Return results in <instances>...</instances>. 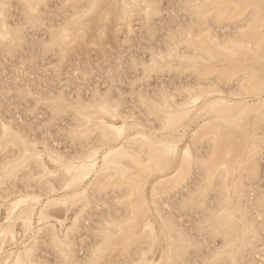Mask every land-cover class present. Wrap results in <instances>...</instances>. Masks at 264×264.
Here are the masks:
<instances>
[{
    "label": "bare ground",
    "instance_id": "obj_1",
    "mask_svg": "<svg viewBox=\"0 0 264 264\" xmlns=\"http://www.w3.org/2000/svg\"><path fill=\"white\" fill-rule=\"evenodd\" d=\"M22 2L23 0H7L8 14L5 20L0 22V32L5 28L14 29L21 23ZM81 2L84 0H73V3ZM102 2L110 6L108 9L110 18L106 24H94L91 31L86 34L85 40L66 55L54 51L37 56L41 60L39 62L43 64L49 57L50 61L43 69L46 74L59 81V84L56 82L54 86L61 85L58 92L64 103L53 104L52 89L44 95L45 93L36 92L34 85L28 82L23 87L21 85L18 88L13 87L16 88L14 90L9 86L6 88L15 98L31 89L33 95L23 98V103L33 104L32 114L37 110L38 112L40 109L44 110L49 118V120L46 118L47 129L58 128L56 126L58 121L67 119L63 124L65 127L58 128V131L75 150L63 154L61 153L63 150L60 152L59 148V151L55 150V147L49 148L44 142L45 139L40 142L41 138L37 141L32 135L30 137V134L27 135L17 127L13 122L15 120L6 118L5 114L2 115V111L0 112V124L7 126L10 133L5 137L0 129V165L3 164L5 157L11 160L25 150L19 140H24L28 144L26 159L29 161L26 171L20 178L10 185H0V212L5 208V214L3 211L0 213L5 215L3 220L0 217V232L3 233L0 237V264H15L17 259L21 262L35 259L40 264H56L57 249L63 252V245H70L71 258L84 264L90 256L89 246L95 245L97 235L102 233L107 225H111L113 229H125L122 235L114 239L116 250L103 257L109 262L120 258L125 260V264L129 261L134 264L140 259L147 260L149 264H168L171 260L183 261L185 258L194 261L200 255L207 257L214 249L223 247L226 236L227 243L235 246L239 254L238 259H244L243 253L247 251V258L254 264L259 247L264 246L259 242L264 220L260 218L258 211L248 216L247 209L259 202L261 192L264 191V111L261 109L258 91L250 95L242 90L246 86L242 77L249 72L258 75L261 67L258 54H248L235 49L234 38L239 30L234 25L240 13L229 14L227 18L222 15L215 20L198 17L197 26L207 24L203 38L199 41L180 40L173 32L171 47L175 54L171 57L167 55L168 33L165 32L164 35L162 33L163 37H159L162 41L158 40L161 43L159 47L147 48L146 56L144 53L141 59L133 57L129 60L128 64L135 74V77L130 79L127 73L130 79L131 90L128 92L130 99L126 91L122 92L119 91V87L116 88L118 85L114 84L117 81L111 80L112 77L107 80L108 82L101 83L103 80H100V83L96 82V85L89 88L84 85L81 88V85L73 93H68L71 85L63 86L61 79L66 66H69L68 63L77 55L80 48L83 50H86L83 47L89 46L102 48L104 38L108 37H105L108 33L106 30L110 25L114 24L117 27H114L117 37L123 35V41L122 39L120 41L119 37L116 41L120 43V48L137 37H133L135 28H140V32L142 29L144 31L142 34L145 33L149 38H155L158 36L156 34L160 33V31L157 33L155 25L158 16L149 19V10L136 6L155 4L159 6V11L163 15L162 0H102ZM189 2L230 5L258 4L259 0H189ZM123 4L133 7L127 10L116 7ZM14 6H17L18 18L13 12ZM220 11L229 12L227 8ZM215 26H228V32L218 33ZM197 30L191 29L193 32ZM93 31H97L96 37L91 35ZM251 35L257 37L255 42L258 43V31ZM33 47L36 51L35 40ZM105 48L102 50L105 51ZM28 51L27 47L18 52L9 50L5 56L4 47L0 45V74L9 71L6 70V63L17 59V53L28 54ZM162 55L163 59L160 58ZM162 73L190 75L196 80L191 85L184 83L187 86H175L171 90L161 85L152 89L153 91L150 88L151 92L147 90L144 92L143 86L148 85L145 83H151L152 77L156 78L155 75ZM103 84H107V87L103 88ZM223 85L229 90L224 89ZM41 96L47 98V102H40ZM161 99L165 101L166 107L160 103ZM170 117L179 119L181 123L178 127L165 129L164 124ZM119 128L125 129L124 144L118 140L112 141L106 135ZM217 129H226V135L217 139ZM73 133L76 134L75 142ZM186 136L189 138L184 143ZM177 137L180 139L177 153L169 159L159 161L153 167H143L123 158L122 154L147 161L154 149L151 143L143 142L145 138L159 143ZM36 138L38 139L37 136ZM102 143H117L121 152L109 148L113 155L109 157L107 163L103 154L97 155L95 161H89V146L92 151L100 152ZM39 145H42V148ZM185 151L187 156L184 154ZM70 161H74V165H70ZM69 166L73 167L72 179L75 181L71 189L67 186ZM194 172L196 176L192 179ZM19 183L23 184L22 190H17L20 187L17 185H21ZM135 187H139V193L133 195ZM76 189L78 191H75ZM59 192L62 193L59 200H53L55 198L53 196L52 200L48 198L46 202H44L46 199L42 201L43 196L49 197ZM173 196L174 200L171 203L164 202ZM99 199H102L103 205L109 206L107 207L109 210L103 211L102 207V212L99 210L95 219L87 225L84 223L87 215L94 206L93 203ZM104 199L106 203H103ZM225 200L229 201V212L235 215L237 220L247 217L248 220L255 221L257 229L255 241H250L246 237L247 227L244 223H239L236 228L226 229L217 218L219 206ZM108 201L110 204H107ZM166 207L169 208L168 212L165 211ZM133 211L136 213V223L133 225L135 231L129 233L126 221L132 218ZM59 212L64 214H56ZM177 214L181 217L178 218ZM186 215L190 216L189 220L185 219L188 222L182 219V216ZM35 223L39 225L37 226L39 228L36 227L37 231H34ZM146 224H150L156 231L157 239L151 247L145 246L148 243L144 231ZM82 230H86L91 240L83 244L82 249H79L82 254L79 255L76 237L83 232ZM251 243H255L256 247L251 248ZM193 244L200 248L199 253H191ZM42 247L49 248L53 261L48 262L43 254H39Z\"/></svg>",
    "mask_w": 264,
    "mask_h": 264
},
{
    "label": "snow or ice",
    "instance_id": "obj_2",
    "mask_svg": "<svg viewBox=\"0 0 264 264\" xmlns=\"http://www.w3.org/2000/svg\"><path fill=\"white\" fill-rule=\"evenodd\" d=\"M109 7L110 6L105 5L102 0H84V2L81 3H73V0H23L21 4V8L23 9L21 23L14 29L9 30L5 28L0 32V45L4 47L5 56H7L9 50L13 52L21 51L24 47L32 43L33 40L31 38H34L38 56H43L45 53L54 51H60L66 55L79 43L85 40L86 34L91 31L94 24L103 25L107 23L110 18V13L108 11ZM116 7H122L127 10L133 6L123 4L116 5ZM136 7L147 8L150 13L148 16L149 19L161 15L159 6L155 4L138 5ZM8 8L9 5L7 0H0V22L5 20L8 14ZM224 8H227L229 12L222 13L220 9ZM237 12H239L240 15L234 25L239 30L234 38L236 40L235 49L236 51H242L248 54H258L261 67L258 75L255 72H249L242 77L246 85L242 90L247 91L250 95L258 91L261 109L264 111V0H259L258 4L230 5L199 4L189 2V0H175V3L169 7V16H179L184 18V20H177L172 28L165 29L168 33L167 44L169 45L167 48V55L171 57L175 54V50L171 47L173 32L180 40L199 41L203 38V32L207 24L197 26L196 21L198 17L215 20L219 16L223 15L227 18V15L236 14ZM184 21H187V23ZM193 28H197L198 30L193 32L191 31ZM255 31H258V43L255 42L257 37L251 35V33ZM160 58L163 59V55ZM153 63H155V61H153ZM125 67H127V65H125ZM32 70H35V66H33ZM113 79H115V77H113ZM58 88L59 86L52 89L54 97L52 100L53 104L65 102L63 97L59 95ZM6 95L11 98L7 90ZM32 95L31 89H28L22 96L17 95L16 100L18 102H23V98L31 97ZM40 102H47V98L41 96ZM142 102L141 100V103ZM160 103L166 107V103L163 99L160 100ZM180 123L181 121L179 119L170 117L169 120L165 122L164 128L178 127ZM0 129H2L5 137L9 136L10 133L7 126L0 124ZM124 132V128H119L114 129L111 134L106 133V135L110 140H118L119 143L124 144L126 143V141L123 140ZM226 133V129H217V139L222 138ZM82 135L83 134H81V137ZM72 137L75 142L76 134L73 133ZM19 142L23 145L25 150L20 156L14 157L11 160L7 157L4 158L3 164L0 165V185H10L14 180L20 178L28 167L29 161L26 159L28 156V144L24 140H19ZM143 142L151 143L154 149L147 161L135 156L122 154L123 158L131 160L133 163L143 167H153L157 165L159 161L173 157L180 147V139L178 137L168 138L159 143L156 140L148 141L147 138H145ZM109 148L115 149L118 153L121 152V148L117 146V143H102L100 145V152L92 151L91 146H89L88 160L95 161L97 155L103 154L104 161L107 163L109 157L113 155L112 151H109ZM184 154L187 156L186 151ZM36 159H38V157ZM74 163V161L69 162L70 165H74ZM72 170V166L67 168V186L70 189L75 183L72 179ZM75 191H78V189ZM137 193H139V187L133 188V195ZM66 194L71 195V193ZM219 207L220 210L217 218L224 224L226 229H233L236 228L239 223H244L247 227L245 233L246 237L250 241H255L257 239V229L254 220L250 221L247 217H241L237 220V217L229 212L228 200L221 203ZM257 211L260 213V218L264 220V191L261 192L259 202L255 206L247 209L248 216L255 214ZM135 217L136 213L133 211L132 218L126 221L127 231L129 233L135 231L133 227L136 223ZM124 231V228L113 229L111 225H107L105 230L97 235L95 245L89 246L90 256L84 264H125L123 258L111 262L103 258L116 250L117 245L114 243V239L116 236L122 235ZM144 231L148 237V243L145 246L151 247L157 239L156 231L150 224L145 225ZM2 236L3 233L0 232V237ZM259 242L264 244V232L259 233ZM62 247L64 249L63 252L57 249L58 259L56 264H80V262L71 258L70 245H63ZM250 247L255 248L256 244L251 243ZM199 252L200 248L193 244L191 246V253L197 254ZM238 255L235 246L229 245L227 243V237L225 236L224 246L214 249L207 257L200 255L194 261L187 258L183 261L171 260L168 264H252L247 258V251L243 253L244 259H238ZM185 257H187V253H185ZM15 264H40V262L35 259L21 262L17 259ZM128 264H133V262L129 261ZM134 264H149V262L140 259L135 261Z\"/></svg>",
    "mask_w": 264,
    "mask_h": 264
},
{
    "label": "rangeland",
    "instance_id": "obj_3",
    "mask_svg": "<svg viewBox=\"0 0 264 264\" xmlns=\"http://www.w3.org/2000/svg\"><path fill=\"white\" fill-rule=\"evenodd\" d=\"M173 1L174 0H162V2H163V9H164V14L163 15H161L160 17L158 16V17H156V22H155V25H157V27H156V29L158 30V32L157 33H159V31H160V33L159 34H156V36L157 37H155V38H149L148 37V35H146L145 33V35L144 34H142L144 31L141 29V32H140V28H135L134 29V35H133V37L134 36H137L135 39L133 38V41H131L130 43H126V44H124V46L122 45L121 47L122 48H120L119 46V44L120 43H118V42H116L117 40H119L118 39V37L116 36V31L114 30V27H115V25L113 24V25H110L108 28H107V30H106V32H108V33H106L105 34V37H107V38H104V44L102 45V48H100V47H98L99 49H100V51H99V49H97V47L95 46H89V47H83V48H86V50L84 51L82 48H80L79 50H77V55L76 56H74V57H76V58H74V57H72L73 59H72V61L70 62V63H68V65L69 66H66V70L65 71H63V73H64V75H62V78L61 79H63V86L64 85H69L70 87V89L68 90L69 92L68 93H73L77 88H79V87H81V85H82V87L81 88H83V85H84V87H86V88H89L90 86H93V85H96V82H99L100 83V80H103V81H101V83H104V82H108L110 79H111V77H112V79L111 80H114L113 79V77H115V81H117L114 85H118V86H116V88L117 87H119V88H117V89H119V91H122L123 92V90H124V92L126 91L127 93L129 92V90H131V88H130V79L131 78H134L135 77V74H134V72H132L133 71V69H131V67H130V64H128L129 63V60H132L133 59V57L134 58H142L143 57V55H144V53H145V56H146V54H147V51H145L147 48H151V47H159L160 45L159 44H161L159 41H162V35H164V33L166 32L165 30H164V28L166 29V28H168V27H170L171 25L170 24H172V25H174L175 24V21H177V19L179 18V20H181V18L182 17H179V16H175V18L174 17H170L169 16V13H168V11H169V7L171 6V5H173ZM172 3V4H171ZM165 5V6H164ZM18 9H17V6H14V10H13V12H14V14L16 13V16H17V18L19 17V15H18V11H17ZM164 17V18H163ZM165 17H167V18H165ZM171 19V20H170ZM184 19V18H183ZM182 19V20H183ZM162 20V21H161ZM174 20V21H173ZM216 27H217V29H216ZM219 27H221V26H215V29L218 31V33H221V32H223V33H225V32H228V26H222L221 28H219ZM115 28H117V27H115ZM170 28H172V26L170 27ZM139 29V31H137ZM222 31H221V30ZM164 30V31H163ZM220 30V31H219ZM137 31V32H136ZM143 31V32H142ZM94 32V33H93ZM92 33H91V35L93 36V37H96L97 36V31L95 32V31H93ZM136 33V34H135ZM141 33V34H140ZM163 33V34H162ZM137 34H139V35H137ZM162 34V35H161ZM222 34V33H221ZM96 35V36H95ZM115 35V36H114ZM92 36H90V37H92ZM139 36H141V37H139ZM147 36V37H146ZM115 37V38H114ZM159 37H161L160 39H159ZM114 38V39H113ZM120 38V41H121V39H122V41H123V35H121V37H119ZM142 38H143V40H142ZM32 40H33V42H34V38H31ZM106 39V40H105ZM151 39H152V41H151ZM153 39H155V40H153ZM157 39V40H156ZM159 40V41H158ZM146 41V42H145ZM33 42L32 43H30L28 46H27V49L29 50L28 51V54L27 53H17V54H19L18 56H17V54H16V58L17 59H14V61H12V62H7L6 63V70L8 71V72H6V73H2V75L0 74V86H2V87H0V112L2 113V115H3V113L5 114V116H6V118L8 117L9 119H11L12 121L13 120H15V121H13L14 123H16V125H17V127L20 129H22V131L24 132L25 131V133H27V135H29L30 137H34L37 141H40V139L39 138H41V141L40 142H42V139H45L46 141H44V142H46L47 143V145L49 146V148H51L52 147V149H54V147H55V150L57 149L58 151H59V149H60V152H61V150H63L61 153H63L64 154V152L65 153H70V151L69 150H71L72 152L75 150V148L72 146V145H69L68 143H67V141L62 137V136H60V134H59V131H58V128L59 129H62V127L64 126L63 124H65L66 122H65V120L67 121V119H63V120H60V121H58V123H57V125L56 126H58V128L56 127L55 129H53L54 127H49V129H47L48 128V126H46L45 127V125L46 124H48V121H47V119L46 118H48L47 116L48 115H46V113L44 112V110H39V112H38V110L34 113L33 112V114H32V110H34L33 109V104L32 103H28V104H25V103H23V102H18L17 100H16V98H15V96H14V94H10L9 93V91H7L9 94H10V96H11V98H9V96L8 95H6V88H11L12 90H14V89H16V88H18V87H20V85L23 87L24 86V84H26V82H28L30 85H34V90L36 91V92H38V93H45L44 95H46V94H48L47 92H49V90L51 91V89H53L55 86H54V84L57 82L58 84H59V81L58 80H54L53 78V76L52 77H50L51 75H49V74H46L45 73V71H44V69L43 68H45V66L47 65V63L50 61V59H49V57L47 58L48 60H46L45 61V63L43 64V62H39V61H41L40 60V58H38L37 56V53H36V51H35V48L33 47ZM107 42V43H106ZM138 42V43H137ZM117 43H118V45H117ZM144 43H146V44H144ZM151 43H152V45H151ZM131 46H130V45ZM154 44V45H153ZM126 45V46H125ZM127 45H129V46H127ZM138 45V46H137ZM106 46H108V47H105ZM141 46V47H140ZM91 47V48H90ZM133 47V48H132ZM31 48V49H30ZM105 48V51L104 50H102V49H104ZM132 50H131V49ZM93 49V50H92ZM119 49V50H118ZM89 50V51H88ZM35 51V52H34ZM84 51V52H83ZM88 51V52H87ZM27 52V51H26ZM33 52V53H32ZM104 52V53H103ZM111 52V53H110ZM119 52V53H118ZM127 52V53H126ZM100 53H102V54H100ZM106 53H107V55H106ZM137 53V54H136ZM24 54V55H23ZM109 54H112V55H109ZM140 54V55H139ZM137 55V56H136ZM35 56V57H34ZM108 56V57H107ZM110 56V57H109ZM126 57H128V58H126ZM20 58H21V60H20ZM23 58V59H22ZM26 58V59H25ZM38 58V59H37ZM103 59V60H102ZM128 60V61H127ZM23 61V62H22ZM90 61H91V63H90ZM103 61V62H102ZM106 61V62H105ZM39 62V63H38ZM115 62V63H114ZM127 62V63H126ZM72 63V64H71ZM38 64H40V65H38ZM46 64V65H45ZM115 64V65H114ZM36 65V68H35V70L33 71L32 69H33V66H35ZM71 65L73 66V67H71ZM109 65V66H108ZM121 65V66H120ZM125 65H128L127 67H125ZM44 66V67H43ZM90 66V67H89ZM102 66V67H101ZM107 66V67H106ZM115 66V67H114ZM120 66V67H119ZM9 67V68H8ZM42 67V68H41ZM80 67V68H79ZM100 67V68H99ZM110 67V68H109ZM119 67V68H118ZM122 67V68H121ZM129 67V68H128ZM32 68V69H31ZM39 68V69H38ZM69 68V69H68ZM89 68V69H88ZM92 68V69H91ZM105 68V69H104ZM129 69V70H128ZM37 70H39V71H37ZM41 70H42V72H41ZM80 70V71H79ZM106 70V71H105ZM113 70V71H112ZM128 70V71H127ZM77 71V72H76ZM115 71H118V72H115ZM121 71V72H120ZM123 71H125V72H123ZM1 73V72H0ZM38 73V74H37ZM43 73V74H42ZM47 73H49V72H47ZM86 73H87V75L88 76H86ZM121 73V74H120ZM129 74V77H130V79H129V77H128V74ZM130 73H131V75H130ZM85 75V76H84ZM161 74H158V75H155L156 76V78H151L150 79V81H151V83L150 82H148V83H145V84H148L147 86H148V89H147V86L146 85H144L143 86V90H144V92H145V90H147L148 92H151V90L152 89H155V88H159V87H161V85L162 86H165L167 89H172V88H174L175 86H182V85H184V83H187V84H189L190 83V85L191 84H193V83H195V77L194 76H190V75H188V76H185V75H179L178 76V74L176 75V73H171V75H168L167 73H162V75L160 76ZM125 76H127V77H125ZM133 76V77H132ZM154 76V77H155ZM65 77V78H64ZM67 77H69V78H67ZM121 77V78H120ZM124 77V78H123ZM28 78H29V80H28ZM101 78V79H100ZM3 79V80H2ZM121 79V80H120ZM25 80H27V81H25ZM34 82H32V81ZM65 80V81H64ZM70 80V81H69ZM93 80V81H92ZM108 80V81H107ZM3 81V82H2ZM25 81V82H24ZM69 83H68V82ZM83 81V82H82ZM115 81H113V82H115ZM192 81V82H191ZM53 82V83H52ZM124 82V83H123ZM126 82H128V83H126ZM1 83H2V85H1ZM21 83V84H20ZM85 83V84H84ZM123 83V84H122ZM181 83H183V84H181ZM87 84V85H86ZM90 84V85H89ZM180 84V85H179ZM19 85V86H18ZM89 85V86H88ZM105 84H103V88H106L107 87V84L104 86ZM122 85V86H121ZM126 85V86H125ZM186 85V84H185ZM184 85V86H185ZM9 86V87H8ZM54 86V87H53ZM56 86H59V88L58 89H60V87H61V85H56ZM150 86V87H149ZM155 86V87H154ZM187 86V85H186ZM13 87H16V88H13ZM95 87V86H94ZM154 87V88H153ZM222 87H224V89H227V86H222ZM226 87V88H225ZM2 88V89H1ZM150 88H151V90H150ZM3 90V91H2ZM44 90V91H43ZM229 89H227V91H228ZM153 91V90H152ZM5 92V93H4ZM126 93V94H127ZM130 93V92H129ZM127 94V96L129 95V99H130V94ZM25 104V105H24ZM2 107V108H1ZM27 107V108H26ZM28 112V113H27ZM46 116V117H45ZM14 118V119H13ZM47 121V123H46V121ZM48 120H49V118H48ZM45 121V122H44ZM61 121H63V122H61ZM141 121H143V120H141ZM59 122H60V124H59ZM19 125V126H18ZM43 127H42V126ZM60 125H61V128H60ZM65 127V126H64ZM53 130H52V129ZM56 130V131H55ZM58 131V132H57ZM57 132V133H56ZM34 133H35V135H34ZM32 135V136H31ZM36 136L38 137V139L36 138ZM54 137V138H53ZM188 138H189V136H186V141L184 142V143H186L187 142V140H188ZM65 140V141H64ZM50 145H49V144ZM82 145L81 146H83V143H81ZM41 148H42V145H39ZM51 146V147H50ZM80 146V145H79ZM73 147V148H72ZM59 148V149H58ZM77 148H79V147H77ZM73 149V150H72ZM66 150H67V152H66ZM71 152V153H72ZM48 162V161H47ZM195 176H196V173L194 172V174H193V178L192 179H194L195 178ZM19 184H21V183H19ZM23 184H21V185H17V187L18 186H20L17 190H20L21 189V186H22ZM23 189V188H22ZM21 189V190H22ZM61 192H59L58 194H54V195H52V196H49V197H46V196H43L44 197V199L42 198V201H44L45 199V201L44 202H46L47 200H48V198L50 199V200H52L54 197V199L53 200H59L60 198H61V196H62V193L60 194ZM54 196V197H53ZM46 197V198H45ZM59 198V199H58ZM172 198V199H171ZM171 198H169V200L167 199V200H165L164 202H166V203H171L172 202V200H174L173 198H174V196L173 197H171ZM170 199H171V201H170ZM96 202V203H95ZM93 204H94V206H92V208H91V210L89 211V213H88V215H87V218H86V222H84V223H86L87 225L93 220V219H95V216H96V214H97V212L100 210H102L103 209V211H108L109 210V208H107V207H109V206H105V205H103L102 204V199H99L98 200V202L97 201H95ZM101 202V203H100ZM103 203H106L105 202V199L103 200ZM107 204H110V202L108 201V203ZM106 204V205H107ZM99 205V206H98ZM103 207V208H102ZM102 208V209H101ZM167 208V207H166ZM4 209V210H3ZM3 209H1L2 211V213H4L5 214V208H3ZM169 208H167V209H165V211L166 212H168L169 210H168ZM0 212V213H1ZM102 212V211H101ZM63 212H59V213H56V214H62ZM99 213V212H98ZM2 215V214H0V215H2V216H0L1 218H2V220H3V218L5 217V215ZM64 214V213H63ZM70 214V213H69ZM176 214V213H175ZM71 215V214H70ZM64 216V215H63ZM60 217V216H59ZM62 217V216H61ZM60 217V218H61ZM177 217L178 218H180L181 217V215H179V214H177ZM184 217V218H183ZM190 216H188L187 217V215H186V217L185 216H182V219H184V221H186V220H189L188 218H189ZM0 218V219H1ZM61 219H63V218H61ZM186 219V220H185ZM186 222H188V221H186ZM36 224V225H35ZM34 224V231H37L36 230V227L37 226H39V225H37V223H35ZM67 224H68V222H67ZM85 224V225H86ZM263 226V224L261 225V227ZM37 228H39V227H37ZM263 228V232H264V226L262 227ZM83 232L81 233V234H79L76 238V241L78 242L77 244H78V251H79V249H82V247L84 246L83 244H85V243H88V241L90 242V240H91V237H90V235H88V233L86 232V230L84 231V230H82ZM43 249H41L40 248V253L39 254H43L42 256L43 257H45V259L48 261V262H51V261H53V256L51 255L52 254V252L50 253V250H49V248H45V247H42ZM46 249V250H45ZM264 249V246H261V247H259V252L257 253V255L254 257V264H264V252H261L260 250H262V251H264L263 250ZM42 250H43V252H42ZM47 251H48V253H47ZM46 252V253H45ZM50 253V254H49ZM44 254H45V256H44ZM79 255H81L82 253H81V250L79 251V253H78ZM48 256V257H47ZM50 256H51V258H50ZM50 258V259H49ZM51 260V261H50ZM256 261V262H255ZM51 264V263H50ZM53 264V263H52Z\"/></svg>",
    "mask_w": 264,
    "mask_h": 264
}]
</instances>
